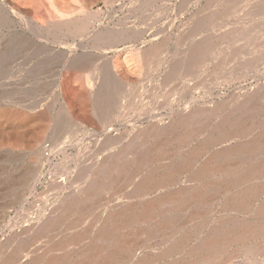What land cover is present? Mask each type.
I'll list each match as a JSON object with an SVG mask.
<instances>
[{
	"label": "bare ground",
	"instance_id": "6f19581e",
	"mask_svg": "<svg viewBox=\"0 0 264 264\" xmlns=\"http://www.w3.org/2000/svg\"><path fill=\"white\" fill-rule=\"evenodd\" d=\"M178 16V0H0V191L36 187V167L69 178L46 192L70 190L0 242V264L35 245L20 264H264V85L163 113L220 19L256 21L264 0H209L184 30Z\"/></svg>",
	"mask_w": 264,
	"mask_h": 264
},
{
	"label": "rangeland",
	"instance_id": "374dc122",
	"mask_svg": "<svg viewBox=\"0 0 264 264\" xmlns=\"http://www.w3.org/2000/svg\"><path fill=\"white\" fill-rule=\"evenodd\" d=\"M178 1H179L178 22H180L179 26L181 30H184L181 27V25H183L190 18H193L192 17L193 15H196L198 12L200 13V10L201 9L203 10V8H205V6L209 2V0H178ZM236 18H238V15ZM236 18L230 17L227 23ZM207 22L209 24V19L206 20V23ZM215 22L216 21H214L213 23ZM219 22L216 25L217 35L216 34L215 36L212 35L211 39L207 41V43L205 44V47L207 46L206 49H208L207 51H210V53L207 54L210 57L208 58V56H206L207 57L205 59L206 63L205 64L194 63V70L193 69L191 70L188 67L187 68L190 70L188 69L186 70L185 65H183L181 68L183 69V71L181 72V74H179V76L175 77L176 78L175 83L171 89L172 91H170L171 94L169 93L170 95L167 97L165 108L163 110V113L166 117L169 114L180 113L192 108H200V107L210 108L215 105H223L222 101H227L228 99H230V97H234L235 95L242 94L244 92H250V90L258 87L259 85L261 84L264 85V29H263L264 27L262 28V25H264V17L262 18L257 17L256 21L254 20L251 21L249 18L246 17L243 19L242 22L240 19L238 21V24L232 27H229L231 25L224 23L223 19L222 20L220 19ZM252 23L253 25L255 24L254 25V28L256 27L255 31ZM252 30L253 32L251 33L250 31ZM191 32H192L191 35L192 34L194 35H192L193 39L189 42L194 45H198L200 39L206 37L207 35L205 29H201L200 26L194 27V30H192ZM230 33L232 35H230ZM246 33L249 34V36H251L252 38H249V40L245 43V45L246 44L247 45L246 47L244 46L245 48L243 47L244 50H242L243 48H241L242 51L240 50L239 53L236 55L233 54L234 55L233 57H236L238 59H236V61H230L229 64L227 63L225 64V66L222 65L225 68H223L222 66H218L215 62L218 61V58L221 55L222 50L228 48L229 46L231 47V45L232 46L235 45L237 39L247 35ZM234 38L236 39V41ZM252 57H255L257 59L256 62L253 65L246 63L247 60ZM243 61L245 62L243 63ZM228 65L229 66L231 65L230 68ZM213 68L215 69V71H213L214 70ZM191 71L192 73H189ZM208 75L209 77L207 78ZM223 143L224 144L218 142L216 146L217 149H222L224 145L228 144L229 142L226 143L223 142ZM38 169L39 168L36 167L35 172L32 175L33 179H39L36 187H32L28 189H24L23 187H21L11 191L8 190L0 191V242L4 240L6 237H8L9 234H11L12 232H16L17 230L19 231V229L21 230L22 228H26L27 226L31 225L33 222L39 221L46 214L52 212L54 210V205L58 202V200H60V198L63 199L62 197H64L66 194L70 192L68 188H64L65 190L61 189V191L58 189L54 191L47 189L46 192L45 186L48 181L52 179H67V178L61 175H58L57 177L52 176L53 178H51L50 175L47 176V169H42V173H39ZM115 201H112L111 203H109V205L118 204L121 200L117 199V201L116 202ZM104 207L99 206L98 207L99 211L100 210L106 211L108 206H104ZM63 222L64 223L62 224L60 223L59 226L57 227L55 226L56 231L66 229L65 225L67 223V218L66 220H63ZM62 233L65 234V231H62ZM34 248L36 249L37 245L32 247L30 246L28 250L25 249L27 253L23 252L21 253V255L19 252L16 254V251L19 250L16 249L15 256H19V255L20 256L17 258L18 261L14 260L13 264H20L23 260L27 259V257L25 256L28 254V252L29 253L30 251L32 252V249ZM22 255L23 257H21ZM31 255L29 254L30 258Z\"/></svg>",
	"mask_w": 264,
	"mask_h": 264
}]
</instances>
